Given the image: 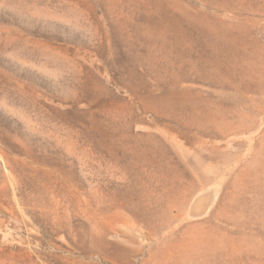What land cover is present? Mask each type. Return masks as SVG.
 Returning <instances> with one entry per match:
<instances>
[{
	"label": "rangeland",
	"instance_id": "obj_1",
	"mask_svg": "<svg viewBox=\"0 0 264 264\" xmlns=\"http://www.w3.org/2000/svg\"><path fill=\"white\" fill-rule=\"evenodd\" d=\"M0 264H264V0H0Z\"/></svg>",
	"mask_w": 264,
	"mask_h": 264
}]
</instances>
